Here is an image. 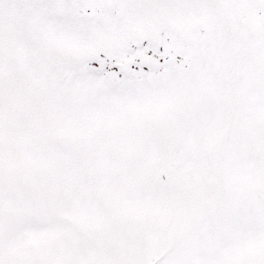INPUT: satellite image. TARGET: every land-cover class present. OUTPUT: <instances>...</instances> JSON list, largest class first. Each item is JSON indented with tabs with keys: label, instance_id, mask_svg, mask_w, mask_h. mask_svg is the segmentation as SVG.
<instances>
[{
	"label": "snow or ice",
	"instance_id": "obj_1",
	"mask_svg": "<svg viewBox=\"0 0 264 264\" xmlns=\"http://www.w3.org/2000/svg\"><path fill=\"white\" fill-rule=\"evenodd\" d=\"M0 264H264V0H0Z\"/></svg>",
	"mask_w": 264,
	"mask_h": 264
}]
</instances>
